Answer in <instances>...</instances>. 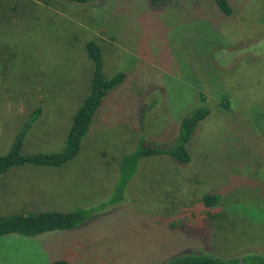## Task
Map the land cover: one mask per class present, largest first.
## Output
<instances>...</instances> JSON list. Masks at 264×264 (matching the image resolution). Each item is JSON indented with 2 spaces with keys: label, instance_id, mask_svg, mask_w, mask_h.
<instances>
[{
  "label": "rangeland",
  "instance_id": "rangeland-1",
  "mask_svg": "<svg viewBox=\"0 0 264 264\" xmlns=\"http://www.w3.org/2000/svg\"><path fill=\"white\" fill-rule=\"evenodd\" d=\"M228 2L229 17L215 0H0V156L38 108L22 153L64 149L90 90L86 42L101 46L105 78L126 75L103 99L74 160L0 176V218L106 206L73 230L1 236L0 264L264 254V0ZM199 108L210 114L187 145L192 161L142 159L122 201L110 204L123 156L141 137L172 146ZM212 191L219 200L207 208L202 196Z\"/></svg>",
  "mask_w": 264,
  "mask_h": 264
},
{
  "label": "trees",
  "instance_id": "trees-1",
  "mask_svg": "<svg viewBox=\"0 0 264 264\" xmlns=\"http://www.w3.org/2000/svg\"><path fill=\"white\" fill-rule=\"evenodd\" d=\"M30 1L34 4L51 5V2L60 1L73 4H86L90 0ZM164 1L165 0H151L153 5H158ZM215 3L224 15L228 17L232 15L233 11L228 0H215ZM84 49L94 66L90 78V90L73 117L64 149L61 152L52 154L38 153L34 155H24L22 153L28 131L32 129L34 123L42 115V109L38 108L31 114L29 119L24 123L22 129L18 132L9 152L0 156V176L9 172L11 168L23 165L58 168L66 165L78 156L82 141L88 134L103 99L106 98L112 90L122 85L126 77V75L122 73L116 74L111 78L104 77L102 48L97 42H86ZM209 114L210 112L207 108H199L184 118L181 123L178 140L170 147L157 148L149 146L145 139L141 137L137 149L126 154L121 159L118 183L114 186V199L109 201L110 204L116 205L122 201V196H124L126 191L125 189L137 174L142 159L155 156H168L179 163H190L192 158L187 150V145L196 127L199 123L204 121ZM171 163H173L172 160ZM218 200L219 196L213 191L205 193L202 196L203 204L207 208H213ZM105 206L106 205H102L91 210L76 209L68 213L46 212L40 214H16L0 218V237L12 234L34 237L48 232L73 230L84 225L92 212L100 210ZM54 264L69 263L61 260L54 262ZM165 264H264V254L246 253L242 256L224 258L208 253L192 252V254L176 257Z\"/></svg>",
  "mask_w": 264,
  "mask_h": 264
},
{
  "label": "crops",
  "instance_id": "crops-1",
  "mask_svg": "<svg viewBox=\"0 0 264 264\" xmlns=\"http://www.w3.org/2000/svg\"><path fill=\"white\" fill-rule=\"evenodd\" d=\"M174 4V3H173ZM178 15L180 16V17H182V19H185V18H188V15L187 14H185V13H182V14H179L178 13ZM7 132H9V131H6L5 133H4V135H3V139H5V137H6V133ZM29 132V131H28ZM27 137V136H26ZM25 144V143H24Z\"/></svg>",
  "mask_w": 264,
  "mask_h": 264
}]
</instances>
